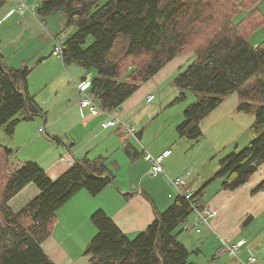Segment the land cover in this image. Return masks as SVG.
<instances>
[{
	"label": "trees",
	"instance_id": "1",
	"mask_svg": "<svg viewBox=\"0 0 264 264\" xmlns=\"http://www.w3.org/2000/svg\"><path fill=\"white\" fill-rule=\"evenodd\" d=\"M100 1H42L40 16L62 12L64 29L72 30L62 42L63 64L98 72L91 81L83 80L90 81L99 107L111 113L169 63L190 53L195 60L171 84L181 91L175 101L184 100L187 91L199 96L184 110L177 132L200 141L202 122L237 93L242 101L238 110L255 118L256 136L222 160L213 180H222L225 191L246 185L264 164V45L251 44V36L264 25L261 0ZM30 73L8 68L0 56V131L9 137L21 121L44 115L29 93ZM12 156L0 144V264H55L43 243L53 233L59 209L81 190L99 194L114 176L102 157L77 161L52 179L39 163H11ZM206 186L189 200L180 194L134 239L105 211H96L91 220L97 233L85 254L92 264H193L175 232L188 222L194 204L203 208ZM33 188L38 194L18 208L15 203L32 195Z\"/></svg>",
	"mask_w": 264,
	"mask_h": 264
},
{
	"label": "crops",
	"instance_id": "2",
	"mask_svg": "<svg viewBox=\"0 0 264 264\" xmlns=\"http://www.w3.org/2000/svg\"><path fill=\"white\" fill-rule=\"evenodd\" d=\"M40 1V3L36 0L0 2V27L5 25L4 31L7 33L12 32L13 29H19V32L9 40H4L0 36L1 60L10 69H16L15 59L17 56L14 55L15 50L12 49V46L15 43L16 45L23 43L26 36L36 38L33 34L39 26L38 22L41 24L38 18L39 12H36L43 0ZM259 9L264 16V0H261ZM59 13L63 14L57 12L52 16ZM58 20L59 26H64L65 17H59ZM56 22L58 26V21L56 20ZM48 23L50 26L52 25L50 36L53 45L47 43L46 49L40 52L39 48H36L38 53L35 57L38 59L40 68L50 66L47 69L54 71L49 73L44 71L42 81L40 80L39 83L35 80L31 82L30 79L29 84L28 78V90L31 91L29 93L35 96L44 115L39 119L30 120L34 121L32 124L34 131L29 138L27 126H30L31 123L25 120L17 125L12 138L15 140L19 138L25 141L26 145L43 141L50 147L45 153L24 154L25 156L16 159L15 162L35 160L50 178L57 179L77 161H82L85 158L95 160L102 157L114 176L113 181L99 194L93 196L88 191L81 190L59 209L53 233L43 243L45 252L54 263L92 264L90 257L85 253L97 233L91 217L98 210L105 211L130 239L136 237L154 222L158 213L166 211L180 195L173 184L180 178L186 182V185L181 188L185 194H194L207 185L201 204L205 211L212 210L216 213L215 218L211 221V226H201L199 233L194 230L193 217L182 225V231L191 232L193 230L198 235L206 234L207 241L197 248L198 251H202V247L211 242L214 250L210 255L214 257L221 255L223 264H225L224 261H228L229 264H242V260L245 258L247 260L251 257L255 258V253L258 256L264 255V249L260 247L257 239L246 238L243 235V228L247 226L244 223L247 219L255 220L258 216L264 215V164L243 187L235 191L223 190L222 180H213L216 170L207 171L206 168L199 167L205 156L213 153L217 147L207 142L208 147H205L202 155L197 159L192 158L188 153L195 143H187L189 146L186 147V150L175 149L170 146L169 136L161 137L159 125L147 129L146 122L142 121L147 107L157 100L155 93L161 89L159 86L142 95L140 101L136 102L137 104L125 102L121 106L122 110L109 113L121 122L132 125L136 136L124 134L121 125L104 129L102 124L109 120L107 112L102 111L98 116H93L88 110H82L80 107L82 95L79 85L84 82L83 78L88 79V74L93 78L94 73H87V70L77 65L65 66L62 58L53 55L55 40L63 32L58 33L57 27L51 19H48ZM259 32H263L260 37H258ZM4 41L7 43L4 44ZM251 44L256 47L264 45V25L251 36ZM178 58L163 69L166 70L171 66L170 71L163 75L165 78L159 79V82H163L172 75L176 76L175 71L180 69L191 58V55L186 59L178 60ZM163 70L155 77L162 74ZM33 82L35 88L31 87ZM36 89L49 90L46 100L39 96L40 91L38 93ZM62 89H65L67 94L60 99L59 94ZM145 95L146 101H144ZM151 95L155 96V99L153 102L147 103V98ZM143 101L146 106L140 109ZM214 112L203 121L205 125L206 123L217 124L218 116L212 117ZM181 117L178 114L174 120ZM20 118L22 119L23 116ZM42 126L44 127L43 133L45 131L48 133L49 140L43 137V133H40ZM153 129L157 131H152ZM156 132L158 138L153 139L152 136ZM203 132V138L207 139V131L203 129ZM170 134L174 138V133ZM178 140L176 139V142ZM238 149L239 145L235 150ZM168 150H172V155L164 162V173L157 177L153 176L150 171L151 166L145 160V155L149 153L158 156ZM135 153H137L136 156H134ZM190 169L194 170L195 174L188 178L187 173ZM259 188L262 189L259 190ZM31 194L29 197L19 199L15 203L16 206L23 207L28 199L37 195L38 192L33 188ZM182 231H178L179 241L188 250L190 247L193 249L197 245L195 237ZM240 242H243V246L237 255L226 250L227 246H233ZM203 253L207 254L205 250ZM233 258L240 262L236 263ZM254 264H264V260Z\"/></svg>",
	"mask_w": 264,
	"mask_h": 264
},
{
	"label": "rangeland",
	"instance_id": "3",
	"mask_svg": "<svg viewBox=\"0 0 264 264\" xmlns=\"http://www.w3.org/2000/svg\"><path fill=\"white\" fill-rule=\"evenodd\" d=\"M4 1L5 0H0V2H4ZM107 1L109 0H101L99 4L103 5ZM36 2L40 3L41 1L36 0ZM38 10L39 9L36 10L37 13H38ZM59 17L62 18L64 17V15L61 13L56 14L54 16L49 15V16H44V17L38 15V18L41 21V24L38 22L39 26L38 28H36V32L33 34V36H35L36 38H31V37L26 36L23 43H20L18 45H16L15 43V45L12 46V49L15 50L14 55L17 56L15 59V64H16L15 70H22L25 68H28L31 70V73L29 75L30 76L29 84H30V79H31V82L34 80L37 83H39L40 80L42 81L44 71H47L48 73L54 71L53 69H50V70L47 69L50 66H44V68H40L38 59H36L35 57L38 51L40 52L46 49L47 43L53 45V40L50 36V30H51L50 27H52V25L50 26V24L48 23V19H51L53 21V23L57 27L58 33L60 31L63 32L59 35L58 39L65 37L72 32V30H65L64 26H61V25L59 26V20H58ZM56 20L58 21V26H57ZM5 28H6L5 25H2L0 27V36L4 40L11 39L12 37H14V35H16L19 32V29H13L12 32L7 33L6 31H4ZM15 28L17 27L15 26ZM262 33L263 32H259L258 37H260ZM91 42L92 40L89 41V44ZM6 43L7 42L4 41V44ZM36 48H39V50L37 51ZM189 56H190V53L187 54L186 56L184 55L180 56L178 60H180L181 58L186 59V57H189ZM194 60L195 58L193 56L187 62H185L184 65L180 69L176 70L175 73L178 74L184 71ZM170 67L167 68L166 70H163L162 74H160L159 76L155 78L153 77L147 83L142 84L140 88L138 89V91L131 98H129L126 102L137 104L136 102L140 101L142 95L147 94L149 91L156 89L159 86L161 89L155 93L157 96L156 102H154V104H152L151 106L147 107V111L143 116L144 119H142V121L146 122L147 129H152L156 125H159L161 128L160 130L161 137L164 138L166 136H169L170 146H173V148L175 149L180 148V149L186 150V147L189 146L188 145L189 143L191 142L195 143L193 144L194 147L189 149L190 152L188 153L190 154L192 158H195V159H197L199 156L202 155V152H204L205 147L206 148L208 147L207 142L210 143V145L213 144V146L217 147V149L213 151V153L211 152L210 154L206 155L203 162L199 164V167H201L202 169L206 168L207 171L216 170V174H217L220 169L221 162L223 159H225L228 155L234 152H240L241 150L246 148L250 144V142L255 138L256 136L255 133L257 131L255 128V118L251 114H246L238 110V107L242 101L239 95L236 93L230 97L225 98L223 104L219 108H217L215 112L213 111L214 114L212 117L218 116V118L216 119L217 124L209 125L206 123L205 125V122H203V126H202L203 128L201 127V129L202 131L203 129L207 131V134H208L207 139H204L202 137L200 141L193 142L186 138H181L177 132V127L180 124H182V122L184 121V110L197 100V97L199 96V94L194 93L192 91H187L185 92L186 95H185L184 100L175 101L181 92L176 86L171 84V80L175 77V75H172V77L168 79L166 78L163 82H159L160 81L159 79L165 78L163 77V75L167 73L168 71H170ZM91 72L94 73V77L98 76V72L93 69L89 70L87 73H91ZM88 78H90V80L92 79L91 76H89V74H88ZM31 87L35 88L34 82L32 83ZM39 91L40 90L36 89V92L39 93ZM48 91L47 89L41 90L39 93V96H41L43 99L46 100ZM66 94H67L66 90L62 89L59 94L60 99ZM144 101H146V95H145ZM144 101L141 103L140 109L146 106ZM122 109L123 107H120L118 111ZM178 114H180V116L182 117L179 119L176 118V120H174V118ZM21 116L22 115L19 114L18 117H21ZM34 119H39V117H35ZM33 122L34 121H29V123L31 124L30 126H27L28 132H29L28 138L31 136V134H33V131H34V128L32 126ZM42 130L44 131L43 126H42ZM154 130L155 129H153L152 131ZM171 132L174 133V138L173 136H171L170 134ZM47 134L48 133H46L45 131L43 133L44 135L43 137L49 140L50 137ZM203 136H204V132H203ZM152 137L153 139H157L158 138L157 132ZM176 139L177 140L179 139V140L176 142ZM137 142L139 141L137 140ZM0 144H2L3 146L13 151L11 163L15 162L16 159H19L25 156L24 154L45 153L50 147L48 143H45L43 141H37L35 143H29L28 145H26L25 141L20 140L19 138H16L15 140L14 138L7 136L4 130L0 131ZM237 145H239V149L236 151L235 148L237 147ZM22 146H26V147L23 148ZM200 146H203V148H200ZM30 161H33V160H30ZM34 162L36 161L34 160ZM194 174H195L194 170L192 169L188 170V173H187V175H189L188 178ZM192 217L193 216L191 215L188 221L191 220L190 218ZM182 228L183 226L180 225L177 228L175 234L178 235V231L180 230L182 231ZM243 229H244L243 235H245L246 238L253 237L254 239H257L260 243V247L264 249V215L258 216L255 220L250 219V221L247 223V226H244ZM194 230L196 231V229ZM192 231L191 232L182 231L183 233H190L196 239L197 245L193 249L191 247L189 249V252H190L189 262L194 263V264H223L221 263V259L223 258L221 255L219 257H214L210 255L211 251L214 250L213 246L210 244L211 242L207 244V246L202 247V251L204 252L205 250L207 254H204L202 251H198L197 248L204 245V243H206L207 241L206 234L198 235V234H195L194 231L193 232ZM241 253L242 251L240 252V254ZM255 258L260 263L264 260V255L258 256V254L255 253ZM233 259L234 261H236V263L240 262V261H237L235 258ZM224 262L225 264H229L228 261H224ZM244 263L249 264L247 258L242 260V264Z\"/></svg>",
	"mask_w": 264,
	"mask_h": 264
},
{
	"label": "built area",
	"instance_id": "4",
	"mask_svg": "<svg viewBox=\"0 0 264 264\" xmlns=\"http://www.w3.org/2000/svg\"><path fill=\"white\" fill-rule=\"evenodd\" d=\"M22 10V8H20ZM65 37H62L60 39H56L55 41V47L53 51V55L59 58H62V42ZM79 91L82 95V101L80 103V107L82 110H88L93 116H98L102 113V109L99 107V105L93 100V97L91 96L90 92V81H84L79 85ZM155 99V96L151 95L147 98V103L153 102ZM109 120L102 124V127L104 129H109L111 127H114L116 125H121L123 129V133L130 136H136V131L132 127V125H127L126 123L121 122L119 119L115 118L114 116H111L109 113ZM40 133H43V130L40 129ZM172 155V150L165 151L164 153L154 156L149 153L145 155V160L149 162L151 166V174L155 177L161 175L164 173V162L167 158H169ZM189 176V175H188ZM174 186L177 188L178 192L181 195H185L186 198L189 200L192 196V194H185L182 192V187L186 185V182L184 179H177L173 182ZM193 220H194V228L199 233L200 228L203 225L211 226V221L215 218L216 213L212 210L205 211L199 204H194L193 206ZM243 246V242L237 243L233 246H227V251L233 255H237L239 249ZM249 263H256L257 260L254 257H251L248 260ZM245 264V263H244Z\"/></svg>",
	"mask_w": 264,
	"mask_h": 264
}]
</instances>
